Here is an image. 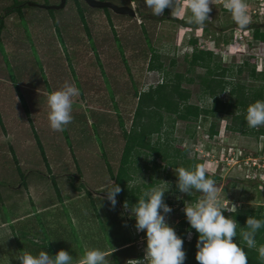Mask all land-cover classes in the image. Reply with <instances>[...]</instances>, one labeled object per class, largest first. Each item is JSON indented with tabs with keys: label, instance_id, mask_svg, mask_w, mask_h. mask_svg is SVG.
Listing matches in <instances>:
<instances>
[{
	"label": "rangeland",
	"instance_id": "rangeland-1",
	"mask_svg": "<svg viewBox=\"0 0 264 264\" xmlns=\"http://www.w3.org/2000/svg\"><path fill=\"white\" fill-rule=\"evenodd\" d=\"M17 1L59 2L0 0V187L10 188L14 180L5 173L15 170V164L20 174L17 178L21 177L19 185L24 184L20 192L17 185L11 189L17 192L15 205L10 202L12 195H3L0 189V264H19L15 257L24 250L18 243L24 242L28 250L27 239L14 243L13 235L42 231L44 226L50 239L38 237L37 247L47 246L42 250L52 256L64 248L73 257L72 264H79L88 249L107 253L120 242L127 245L111 254L110 264H133L131 260L143 259L146 234L136 231L135 218L123 204L134 205L141 188L155 186L160 180L171 182V191L165 193V203L172 208L166 214L167 223L178 235L181 221L188 223L182 209L201 197L196 192L181 194L175 187L176 169H188L190 164L192 168L203 164L209 175L217 176L219 189L239 206L238 210L255 209L263 203L255 200V187L264 182L250 179L252 173L242 159L261 150L264 136L257 132L264 127L252 131L247 125L248 133H234L226 129L231 117H206L204 121L200 115L197 121H181L164 115L161 133L151 137L155 151L137 148L128 156V182L139 174L147 184L127 183L123 201L118 194L114 209L101 191L120 168L124 132L131 128L140 92L181 75L190 80L181 83L190 93L188 104L204 109L210 108L204 103L208 97L204 88L213 76L247 90L264 89V41L254 40L252 30L238 27L224 0H214L211 20L203 28L173 21H186L185 16L191 15L185 11L184 0H177L179 11L167 9L161 17H154L143 0H104L131 6L136 18L91 9L81 0H67L64 9L54 10L53 15L29 6L15 12ZM246 3L251 24L263 26L264 0ZM191 40H195V47ZM194 48L213 53L210 71L191 67ZM150 65H160L161 71H151ZM65 82L74 83L80 94L73 98L72 123L60 133L49 126L47 97ZM229 89L220 95L224 102L229 100ZM212 123L217 134L211 137L208 130ZM52 140L57 145H52ZM228 153L233 160L221 162L222 155ZM37 198L40 204L32 201ZM35 206L38 211L46 209L35 215L31 213ZM23 215L31 225L5 224V218ZM188 234L184 244L192 238ZM59 242L63 248L53 244Z\"/></svg>",
	"mask_w": 264,
	"mask_h": 264
},
{
	"label": "clouds",
	"instance_id": "clouds-1",
	"mask_svg": "<svg viewBox=\"0 0 264 264\" xmlns=\"http://www.w3.org/2000/svg\"><path fill=\"white\" fill-rule=\"evenodd\" d=\"M144 5L151 9L154 17L164 15L165 9L179 11L177 0H143ZM214 0H184L186 23L203 28L210 21ZM224 7L231 13L232 20L241 30L247 29L252 23L248 13L246 0H224ZM80 90L74 83L65 82L61 88L54 90L47 97L49 107L48 121L53 131L64 132L72 123L73 98L78 97ZM16 101H17V97ZM204 103L213 107V96L206 97ZM246 123L251 129L264 127V100H257L246 110ZM225 128V126H224ZM150 158V157H149ZM176 189L179 193L191 196L194 192L200 193L198 201L182 209L190 227L198 233L195 259L198 264H248L247 249L257 251L259 264H264V244L256 240L258 231L264 228V219L249 216L246 226L239 227L232 216L225 217L222 213L237 214L238 205L227 200L226 194L219 189L215 179L208 174L203 164L194 165L191 170L184 167L176 169ZM129 185L147 184L139 174L135 180L127 182ZM172 184L160 180L150 188H141V194L134 205L124 202L123 208L129 210L135 218V229L146 234V248L143 259L131 260L133 264H184L186 252L183 249L184 241L176 234L173 227L167 223V215L172 208L165 203V193L170 192ZM106 194L112 209L117 204L116 197L121 193V187L109 178L108 184L101 190ZM179 198V197H178ZM103 199V198H99ZM243 246L234 242L238 236ZM191 238V233L188 234ZM117 249L112 247L110 252L92 248L85 251L79 264H110L109 257ZM19 264H72L73 257L69 252L61 249L54 256L41 250L33 255L23 252L15 257ZM9 264V262H8Z\"/></svg>",
	"mask_w": 264,
	"mask_h": 264
},
{
	"label": "trees",
	"instance_id": "trees-1",
	"mask_svg": "<svg viewBox=\"0 0 264 264\" xmlns=\"http://www.w3.org/2000/svg\"><path fill=\"white\" fill-rule=\"evenodd\" d=\"M82 1V0H81ZM26 1L23 2H15L13 7L15 12H19L24 7ZM100 11H104L105 13L110 12L107 9H101ZM167 9H165L166 13ZM50 15L54 14V10H48ZM111 13V12H110ZM161 21L165 20L164 18L160 19ZM179 23L184 27H197V25H189L186 21L182 20H173ZM2 16H0V27L2 26ZM264 27L258 25L257 23L251 24L247 29L252 30L253 38L256 41H264V32H260V29ZM191 44L195 47V40L190 41ZM213 53L208 50H198L194 48V51L190 58V65L198 66L210 71V62L212 61ZM149 69L151 71L159 72L161 71L160 65H150ZM238 73H241V69H239ZM250 77H255L254 68H252ZM175 79L165 78L164 82L158 84L155 87H150L147 91L140 92L137 95V106L133 116L132 125L129 132H124V137L126 140L125 144V152L124 156L121 160L120 168L113 177L116 184H118L122 191L120 195H122L123 201V192H125V186L127 182L131 179V176L128 175L126 170L128 156L131 151L135 149H149L151 151H155L154 147L151 146V137L152 135H158L161 133L163 129L162 120L164 115L168 118L175 117L181 121H197V119L201 116H204V121L206 117L214 118L217 120L224 119L227 117H231L232 123L229 126H226L231 132L234 133H248L247 123H246V110L247 107L254 103L257 100H264V89L259 90H247L246 88L235 85L231 82H225L222 79H219L218 76H213L210 82L206 84L204 88V95L208 97L213 96V107L210 108H199L198 106H193L188 104V100L190 97V93L187 90L181 88V83L183 81L189 82L190 80H185L184 76L176 75ZM230 87L228 91L229 100L222 101L220 95H222L226 89ZM240 121V126L237 125V122ZM215 130V124H210L208 133L209 135L215 136L217 132ZM253 131V129H251ZM258 135L264 136V129L260 128L257 132ZM262 151H264V145L262 147ZM158 152V150H157ZM43 154V152H42ZM186 151H184V155ZM188 169L191 170V164L188 166ZM211 178L219 180V178L215 175H209ZM1 182V181H0ZM4 182V181H3ZM5 187H0L3 189V195L8 194L9 190H5ZM256 189L255 198L258 202L264 203V196L262 195V191L260 192ZM197 196L193 197L192 200H196ZM167 204V203H166ZM225 217L232 216L237 222L239 227L246 226V219L249 216H253L257 219H264V204H259L255 209L246 208L237 211L235 213H228L224 211L222 213ZM240 229H237L238 236L234 238V242L243 246V241L239 237ZM188 233L192 234V238L190 241L185 243L183 249L186 252V260L184 264H198L195 259L196 242L198 239V233L194 229L190 227L188 223L185 224L184 220L179 224V232L178 236L184 241L185 237ZM256 240L259 244H264V228L260 229L256 235ZM122 241V240H121ZM185 242V241H184ZM127 243L120 242L115 249L122 248L126 246ZM122 250V249H121ZM120 251V250H119ZM245 251L248 253V264H259L257 251L254 249H247L245 247ZM116 253V252H114ZM115 264H119L116 261Z\"/></svg>",
	"mask_w": 264,
	"mask_h": 264
},
{
	"label": "crops",
	"instance_id": "crops-1",
	"mask_svg": "<svg viewBox=\"0 0 264 264\" xmlns=\"http://www.w3.org/2000/svg\"><path fill=\"white\" fill-rule=\"evenodd\" d=\"M54 140H52V145H57L56 143H55V141L53 142ZM53 150H55V152L57 151V149L56 148H54ZM61 152H62V150H60ZM6 157L4 156V159H5ZM15 162V161H14ZM2 173L0 172V175H1ZM6 175H9V176H11L12 178H13V180L14 181H10V188L8 189L9 190V194H11L12 195V198H11V200H10V202H12V205H15L16 204V202H18L17 200H16V198H15V196L17 197V192L15 191V190H13V191H11V189L12 188H14V186L15 185H17L16 186V188H17V191L18 192H20V190H22V188H23V185L24 184H20L19 185V182H20V178L21 177H19V178H17L18 177V175H20V174H18V172H17V166H16V164H15V170H10V169H8V171H6V173H5ZM15 178H17V180L15 179ZM18 181V182H17ZM13 182H15V183H13ZM19 185V186H18ZM5 190H6V188H5ZM26 194V193H25ZM18 196L20 197V198H22V195H19L18 194ZM28 200H29V198H28ZM27 200V201H28ZM26 201V202H27ZM32 201H34V202H39V204L41 203V200L40 199H36V200H32ZM33 202V203H34ZM26 208V207H25ZM44 209H46V208H43V207H40V211H38V209H37V207L35 206V207H32V209H31V213L32 214H35V215H37V214H39L40 212H41V210H44ZM35 217V216H34ZM36 219H38V217H35ZM28 219V217H26L25 215H23V216H20V217H16V216H14V217H11V219L9 220H7L6 221V218H5V224L6 225H10V226H14V225H18V224H22V225H31L30 224V221H28L27 220ZM35 222L37 223V221L35 220ZM20 226V228L21 227H23V226ZM48 226V225H47ZM45 227V226H44ZM44 227H40V229H42V231H38V232H18V234L17 235H13L14 236V238H13V240H14V243H16L17 242V240L18 241H24L25 240V238L27 239V245H28V250H26V247H25V245H24V242L22 243V244H20V243H18V245H20V248H22L24 251H22L20 254H22L23 252H30L31 254H33V255H36V254H38V251H40V250H42V248H47V246H40V248L39 247H37V243H35V239H37L38 237H43V238H45V239H50V232L46 229V227L44 228ZM24 228V227H23ZM53 239V238H52ZM53 244H55V246L59 249V247H62V243L61 242H59L58 244H56V243H53ZM14 245H16V244H14ZM63 248V247H62ZM64 249V248H63ZM14 259V258H13ZM19 263V261L18 260H15V263Z\"/></svg>",
	"mask_w": 264,
	"mask_h": 264
},
{
	"label": "water",
	"instance_id": "water-1",
	"mask_svg": "<svg viewBox=\"0 0 264 264\" xmlns=\"http://www.w3.org/2000/svg\"><path fill=\"white\" fill-rule=\"evenodd\" d=\"M82 1L86 4L87 7L91 9H97V10L107 9L111 13L117 16H126L130 18L137 17L135 10L131 6L117 5L110 1H104V0H82ZM66 2L67 0H59L57 4H44V5L34 2H26L25 5L46 11L48 10L58 11L64 9Z\"/></svg>",
	"mask_w": 264,
	"mask_h": 264
},
{
	"label": "built area",
	"instance_id": "built-area-1",
	"mask_svg": "<svg viewBox=\"0 0 264 264\" xmlns=\"http://www.w3.org/2000/svg\"><path fill=\"white\" fill-rule=\"evenodd\" d=\"M233 156H236V154H233ZM239 156H241L240 158H242V154L241 153H240ZM223 159H225V160L230 159L232 161L233 160L232 154H229V153L228 154H223L221 162H222ZM238 160L239 159L235 160L236 163L239 162ZM242 160L245 162V165H247V168H249L250 174L252 173L251 174L252 178H250V179H254V181L259 180L260 182H264V151H262V148L254 156H247V157H244ZM257 184H258V185H256L257 186V190H259L260 192L262 191V193H264V184L263 183H257ZM257 197L258 196L256 195L255 198H257ZM259 204H261V203H258L256 205V207ZM261 205H263V203Z\"/></svg>",
	"mask_w": 264,
	"mask_h": 264
}]
</instances>
